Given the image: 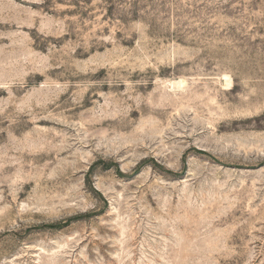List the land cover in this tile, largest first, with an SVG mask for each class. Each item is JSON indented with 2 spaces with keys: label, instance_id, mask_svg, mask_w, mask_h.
I'll return each mask as SVG.
<instances>
[{
  "label": "rangeland",
  "instance_id": "374dc122",
  "mask_svg": "<svg viewBox=\"0 0 264 264\" xmlns=\"http://www.w3.org/2000/svg\"><path fill=\"white\" fill-rule=\"evenodd\" d=\"M0 264H264V0H0Z\"/></svg>",
  "mask_w": 264,
  "mask_h": 264
},
{
  "label": "bare ground",
  "instance_id": "6f19581e",
  "mask_svg": "<svg viewBox=\"0 0 264 264\" xmlns=\"http://www.w3.org/2000/svg\"><path fill=\"white\" fill-rule=\"evenodd\" d=\"M186 80V79H185ZM185 80H183L182 78L180 79V78H177V79H175V80H173V81H170V83L168 84L169 86H170V88H171V92H176V91H180V90H183V89H186V88H184L187 84H188V82H187V80L185 81ZM230 80H228L227 82H226V85H230L231 83V81L229 82ZM187 82V83H186ZM189 85V84H188ZM225 86V85H224ZM188 87V86H187ZM181 92V91H180ZM56 153V152H55ZM61 154V153H60Z\"/></svg>",
  "mask_w": 264,
  "mask_h": 264
}]
</instances>
